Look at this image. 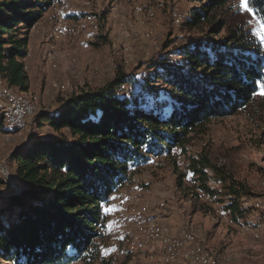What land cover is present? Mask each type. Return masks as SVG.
Instances as JSON below:
<instances>
[{
	"label": "trees",
	"instance_id": "1",
	"mask_svg": "<svg viewBox=\"0 0 264 264\" xmlns=\"http://www.w3.org/2000/svg\"><path fill=\"white\" fill-rule=\"evenodd\" d=\"M198 1L189 24L231 6V0ZM49 5L50 0H0V79L15 92L29 90L28 33ZM252 6L264 19V0H252ZM225 25L215 22L208 38L184 46L182 64H156L157 71L139 81L133 98L120 91L136 81L120 71L100 87L69 94L56 111L37 113L36 130L47 124L52 133H35L9 156L20 191L0 195V259L109 264L100 256L99 239L106 221L103 207L112 195L152 157L184 147L189 133L236 113L261 92L256 81L264 83V44L241 20L214 38ZM159 81L167 90L159 88ZM188 169L209 196L216 193L209 179L224 185L225 209L233 219L244 213L239 198L249 194L246 184L206 151L190 156Z\"/></svg>",
	"mask_w": 264,
	"mask_h": 264
},
{
	"label": "rangeland",
	"instance_id": "2",
	"mask_svg": "<svg viewBox=\"0 0 264 264\" xmlns=\"http://www.w3.org/2000/svg\"><path fill=\"white\" fill-rule=\"evenodd\" d=\"M230 3L228 9L215 8L197 24H189L191 10L200 7L198 0H50L28 33V53L35 60L33 65L27 64L30 86L25 94L36 97V109L24 130L7 132L3 125L0 129V195L20 191L11 152L35 133H52L47 124L36 130L39 111L52 113L69 94L100 87L120 71L136 81L120 91L133 98L139 81L157 71L156 64H182L184 56L179 51L208 38L215 22L227 24L216 39L240 20L258 26L247 11L240 10L241 0ZM63 19L78 22L89 38L83 33L59 36L52 43L56 57L49 60V35ZM157 84L167 90L161 81ZM202 150L248 188L249 194L239 198L244 213L236 219L225 209L229 196L224 185L209 179L208 185L216 190L209 196L199 189L188 169L189 157ZM112 197L115 199L103 207L106 221L99 239L100 256L109 264H148L146 250L130 253L124 244L130 230L129 208L135 198H139L136 204L149 203L152 208L147 214L166 224L171 233L187 229L200 236L216 253L219 264H264V95L257 93L234 114L207 121L188 134L184 147L174 146L170 153L152 157ZM161 201L164 205L160 207ZM113 205L117 210L106 214L105 207ZM0 264L12 262L0 259ZM90 264L104 263L98 259Z\"/></svg>",
	"mask_w": 264,
	"mask_h": 264
},
{
	"label": "bare ground",
	"instance_id": "3",
	"mask_svg": "<svg viewBox=\"0 0 264 264\" xmlns=\"http://www.w3.org/2000/svg\"><path fill=\"white\" fill-rule=\"evenodd\" d=\"M58 25L57 29L51 33L53 40H57L61 35L75 37L82 33L86 38H89V34L83 32V28L74 20H64ZM64 27H69V30H63ZM47 45L49 46L46 49V56L49 60L54 59L57 52L52 43ZM0 89V121H2L5 131L24 130L28 119H20L19 125L9 124V107L20 104L23 106L24 113L32 115L36 109V97L15 92L4 85L2 80H0ZM138 200L139 198H135L131 201L129 208L130 230L124 243L128 252L135 253L146 250L148 264H219L216 253L202 242L200 236L192 231H186L187 229L177 231L175 234L171 233L166 224L160 223L155 216L147 214L152 208L149 203L136 204L135 202ZM157 205L161 207L164 204L161 201ZM155 208H157L156 205ZM262 236L264 240V232ZM225 261H228L227 258Z\"/></svg>",
	"mask_w": 264,
	"mask_h": 264
},
{
	"label": "snow or ice",
	"instance_id": "4",
	"mask_svg": "<svg viewBox=\"0 0 264 264\" xmlns=\"http://www.w3.org/2000/svg\"><path fill=\"white\" fill-rule=\"evenodd\" d=\"M241 11H247L252 19H255L257 21L258 26H254L251 31L253 35L257 36L258 39H260L262 42H264V19H260L256 17V10L255 7L252 6V0H241ZM248 23H252V20H249ZM257 84L260 85L261 88V94H264V83H260V81H256ZM111 199H115V197H111ZM115 205L109 207H105V213L108 214L111 211H116Z\"/></svg>",
	"mask_w": 264,
	"mask_h": 264
},
{
	"label": "built area",
	"instance_id": "5",
	"mask_svg": "<svg viewBox=\"0 0 264 264\" xmlns=\"http://www.w3.org/2000/svg\"><path fill=\"white\" fill-rule=\"evenodd\" d=\"M63 30H69V27H64ZM30 117L31 115L24 113L23 106L20 104H14L13 107H9V124L19 125L20 119H29Z\"/></svg>",
	"mask_w": 264,
	"mask_h": 264
},
{
	"label": "crops",
	"instance_id": "6",
	"mask_svg": "<svg viewBox=\"0 0 264 264\" xmlns=\"http://www.w3.org/2000/svg\"><path fill=\"white\" fill-rule=\"evenodd\" d=\"M37 41H39V40H38V39H35V40H34V44L38 46ZM28 46H29V45H28ZM34 47H35V46H34ZM30 55H31V54H30V52H29V53L27 54L28 57L25 58V61H24V62H25L26 64L29 63L30 65H33L35 59H34V58H33V59L30 58V57H31ZM34 55H35V54H34ZM29 79H30V76H29Z\"/></svg>",
	"mask_w": 264,
	"mask_h": 264
},
{
	"label": "water",
	"instance_id": "7",
	"mask_svg": "<svg viewBox=\"0 0 264 264\" xmlns=\"http://www.w3.org/2000/svg\"><path fill=\"white\" fill-rule=\"evenodd\" d=\"M14 194V193H13Z\"/></svg>",
	"mask_w": 264,
	"mask_h": 264
}]
</instances>
